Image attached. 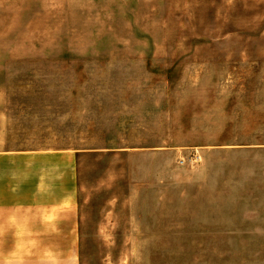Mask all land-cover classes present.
I'll return each mask as SVG.
<instances>
[{
    "label": "rangeland",
    "instance_id": "rangeland-1",
    "mask_svg": "<svg viewBox=\"0 0 264 264\" xmlns=\"http://www.w3.org/2000/svg\"><path fill=\"white\" fill-rule=\"evenodd\" d=\"M153 3L88 63L0 65L1 147L76 158L82 264H264V0Z\"/></svg>",
    "mask_w": 264,
    "mask_h": 264
},
{
    "label": "crops",
    "instance_id": "crops-1",
    "mask_svg": "<svg viewBox=\"0 0 264 264\" xmlns=\"http://www.w3.org/2000/svg\"><path fill=\"white\" fill-rule=\"evenodd\" d=\"M152 1L0 0V65L88 63L93 50L125 47L117 35L141 31ZM1 138L0 264H82L76 158L3 149Z\"/></svg>",
    "mask_w": 264,
    "mask_h": 264
},
{
    "label": "built area",
    "instance_id": "built-area-1",
    "mask_svg": "<svg viewBox=\"0 0 264 264\" xmlns=\"http://www.w3.org/2000/svg\"><path fill=\"white\" fill-rule=\"evenodd\" d=\"M198 159H199V157H198V156H196V157H195V161H196V160H198Z\"/></svg>",
    "mask_w": 264,
    "mask_h": 264
}]
</instances>
